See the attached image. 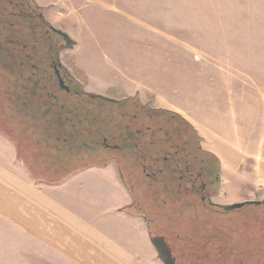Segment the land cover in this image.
<instances>
[{"label": "crops", "instance_id": "0c3cea01", "mask_svg": "<svg viewBox=\"0 0 264 264\" xmlns=\"http://www.w3.org/2000/svg\"><path fill=\"white\" fill-rule=\"evenodd\" d=\"M34 2L67 35L64 67L85 93L180 115L219 161L217 204L264 201V3L254 13L246 5L232 61L188 67L170 48L145 45L156 35L140 34L141 0ZM158 38L171 41L170 30ZM31 160L0 133V264H28L29 241L50 264H163L117 161L58 181Z\"/></svg>", "mask_w": 264, "mask_h": 264}, {"label": "trees", "instance_id": "16d2710c", "mask_svg": "<svg viewBox=\"0 0 264 264\" xmlns=\"http://www.w3.org/2000/svg\"><path fill=\"white\" fill-rule=\"evenodd\" d=\"M40 13L42 9H35L32 0H0V133L27 153L40 170L60 173L61 181L73 172L111 161L124 169L126 141L136 154L132 163L144 172L151 148L158 151L164 146L153 132L187 129L201 142L180 115L150 109L137 98L118 102L86 94L65 72L70 90L61 89L51 67L52 60L59 59L61 40L54 37L58 31ZM35 16L40 23L33 22ZM122 117L149 122L124 137L118 133ZM112 137L122 142L119 149H112L118 154L109 157L105 144ZM249 206L264 207V201Z\"/></svg>", "mask_w": 264, "mask_h": 264}, {"label": "rangeland", "instance_id": "374dc122", "mask_svg": "<svg viewBox=\"0 0 264 264\" xmlns=\"http://www.w3.org/2000/svg\"><path fill=\"white\" fill-rule=\"evenodd\" d=\"M32 2L38 10L34 0ZM260 3L264 0H150L149 3L141 0L137 9L139 31L151 40L155 34V39L144 42L145 45L152 47L155 43L156 48H170L175 55L173 62L187 64L188 67L201 64L224 67L218 57L232 61L234 58H228L229 51L243 48L246 5L254 13ZM36 16L32 18L33 22L40 23L41 19ZM163 29L170 30L171 41H159V31ZM69 46L71 43L67 39L61 41L59 62L67 76L76 81L64 67L67 61L63 50ZM120 120L118 133L124 137H128L132 130L142 128L141 123L149 122L128 117ZM184 131L188 138H193L190 130ZM171 134L173 141H180L178 134L172 131ZM159 135L157 133L156 138L161 139ZM189 141L192 142L190 138ZM121 142L113 137L107 141L109 145ZM124 145L127 147V154H124L126 168L122 169L125 182L135 198L137 214L151 224L163 264H264V207L246 205L229 209V206L217 204L213 198L203 203L190 197H172L173 193L168 192L164 185L170 181L167 170L161 166L163 172H158L149 162L152 168L147 172H156V177L148 178L138 163L135 162L139 168L132 163L137 160L134 150L126 141ZM109 150V157L118 154L112 148ZM30 243L28 264H50L52 255L43 252V260L37 259Z\"/></svg>", "mask_w": 264, "mask_h": 264}, {"label": "flooded vegetation", "instance_id": "af4514ba", "mask_svg": "<svg viewBox=\"0 0 264 264\" xmlns=\"http://www.w3.org/2000/svg\"><path fill=\"white\" fill-rule=\"evenodd\" d=\"M54 37L61 41L66 40L57 32ZM51 67L58 79V83L59 78L57 76V71H59L65 86L68 88V90H63L69 91L70 89L66 85V80L62 74L64 71L60 65L59 59L52 60ZM157 133L161 134L159 136L164 146L160 147L158 151H156V147L151 148L149 162L158 169V172H163V169L160 168L163 166L169 173L170 181L164 184L166 190L173 193V195H171L172 197H190L195 198V200H200L203 203L209 202L217 195L220 185L218 172L219 164L217 160L213 155L206 153L202 149L201 142H197L194 136L193 138L189 137L192 140V142H190L185 131L184 133L183 131L173 132L176 133V135L178 134L180 139L179 142L173 141L174 139L171 136V132H153L155 136ZM104 143H106V141H104ZM105 145L107 148L119 149V146L116 144L109 145L106 143ZM150 165L151 164L148 163L143 165L144 172H146L148 178H155L156 172L147 173V171H145L152 168ZM215 167L217 168V173L215 172Z\"/></svg>", "mask_w": 264, "mask_h": 264}, {"label": "water", "instance_id": "95a60500", "mask_svg": "<svg viewBox=\"0 0 264 264\" xmlns=\"http://www.w3.org/2000/svg\"><path fill=\"white\" fill-rule=\"evenodd\" d=\"M58 33H59L60 35H62L65 39L67 38V35H66V34H64V33L60 32V31H58ZM57 76H58V78H59L60 87H61L62 89H67V90H68V88H67V87L65 86V84H64L63 79H62L61 76H60L59 71H57ZM259 203H260V202H244V203H238V204L231 205V206H229L228 208H229V209H239V208H242V207H244V206H246V205L259 204Z\"/></svg>", "mask_w": 264, "mask_h": 264}]
</instances>
